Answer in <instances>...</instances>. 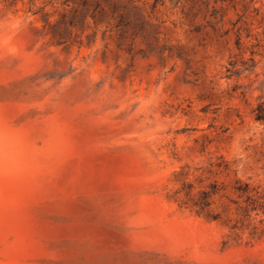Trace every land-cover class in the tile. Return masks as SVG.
<instances>
[{"label": "rangeland", "instance_id": "1", "mask_svg": "<svg viewBox=\"0 0 264 264\" xmlns=\"http://www.w3.org/2000/svg\"><path fill=\"white\" fill-rule=\"evenodd\" d=\"M0 264H264V0H0Z\"/></svg>", "mask_w": 264, "mask_h": 264}]
</instances>
